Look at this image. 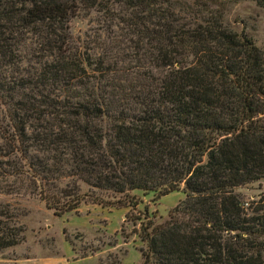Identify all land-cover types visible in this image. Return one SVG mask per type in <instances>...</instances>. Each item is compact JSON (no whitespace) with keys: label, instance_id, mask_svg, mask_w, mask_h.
Listing matches in <instances>:
<instances>
[{"label":"trees","instance_id":"1","mask_svg":"<svg viewBox=\"0 0 264 264\" xmlns=\"http://www.w3.org/2000/svg\"><path fill=\"white\" fill-rule=\"evenodd\" d=\"M79 12L96 16L84 38ZM261 178L264 50L244 32L172 0H0V191L60 216L181 190L141 227V264H264V195L237 191ZM12 209L0 250L23 239Z\"/></svg>","mask_w":264,"mask_h":264},{"label":"rangeland","instance_id":"2","mask_svg":"<svg viewBox=\"0 0 264 264\" xmlns=\"http://www.w3.org/2000/svg\"><path fill=\"white\" fill-rule=\"evenodd\" d=\"M172 1L179 15L198 22L217 16L228 29L244 32L264 50V0ZM68 26L74 38H84L96 26L95 13L79 12L69 18ZM80 188L87 191L82 183ZM237 191L243 201H256L264 195V178ZM118 197L102 193L104 201ZM183 198L181 190L162 196L135 190L121 198L123 206L85 202L57 216L35 195L0 191V209L5 204L12 207V220L23 227V239L0 250V264H141V227L166 219Z\"/></svg>","mask_w":264,"mask_h":264}]
</instances>
